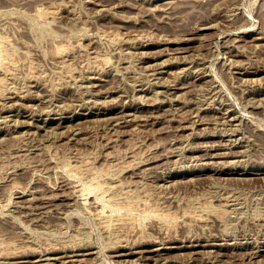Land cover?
Listing matches in <instances>:
<instances>
[{
  "label": "rangeland",
  "instance_id": "obj_1",
  "mask_svg": "<svg viewBox=\"0 0 264 264\" xmlns=\"http://www.w3.org/2000/svg\"><path fill=\"white\" fill-rule=\"evenodd\" d=\"M163 1L0 0V264H264V0Z\"/></svg>",
  "mask_w": 264,
  "mask_h": 264
},
{
  "label": "bare ground",
  "instance_id": "obj_2",
  "mask_svg": "<svg viewBox=\"0 0 264 264\" xmlns=\"http://www.w3.org/2000/svg\"><path fill=\"white\" fill-rule=\"evenodd\" d=\"M165 1H166V0H165ZM165 1H163V2H165ZM176 1H177V0H176ZM195 1H197V0H182V1L180 0L179 2L175 3V5H176V6H181V8H177L178 10H180V9H182V8H183V9H187L188 7H190L188 10H194V9L196 8ZM211 1H213V0H211ZM166 2L168 3V1H166ZM169 2H170V1H169ZM97 3H98V2H97ZM167 3H165V4H167ZM171 3H172V6H173L174 4H173L172 1H171ZM98 4H99V3H98ZM101 4H102V3H101ZM165 4H163V6H164ZM170 5H171V4H169V6H170ZM165 6H166V5H165ZM165 6H164V8H165ZM167 6H168V5H167ZM169 6H168V7H169ZM162 8H163V7H161L160 9H162ZM173 9H174V8H173ZM173 9H172V10H173ZM162 10H163V9H162ZM167 10H169V8H168ZM178 10H177V11H178ZM163 11H164V10H163ZM198 26H199V25H198ZM203 26H204V25H203ZM210 26H211V25H210ZM204 27H206V26H204ZM199 28H200V27H199ZM199 28H198V29H199ZM195 30H196V29H195ZM184 39H185V38H184ZM168 40H169V39H168ZM187 40H188V39H187ZM190 40H191V39H190ZM171 41H172V40H171ZM181 41H182V40H181ZM169 42H170V41H169ZM234 48H235V47H234ZM179 51H182V50H179ZM179 51H178V52H179ZM228 51H229V50H228ZM174 55H175V54H174ZM233 55H236V54H233ZM172 56H173V55H172ZM176 56H177V55H176ZM181 56H182V55H181ZM183 56H185V55H183ZM178 57H179V55H178ZM168 58H169V57H168ZM171 58H172V57H171ZM176 58H177V57H176ZM172 59H174V57H173ZM183 59H184V57H183ZM186 59H187V55H186ZM190 59H191V58H190ZM165 60H166V59H165ZM179 60H180V59H179ZM191 60H192V59H191ZM198 60H199V59H198ZM166 61H168V60H166ZM170 61L173 62L174 60H170ZM170 61H168V62H170ZM176 61H178V59L175 60L174 62H176ZM184 61H185V60H184ZM193 61L195 62V60H193ZM199 61H201V60H199ZM199 61H198V62H199ZM190 62H191V61H190ZM190 62H189V63H190ZM201 62H202V61H201ZM162 63L164 64L165 62L162 61ZM176 63H178V62H176ZM182 64H183V63H182ZM197 64H198V63H197ZM261 64H262V63H261ZM261 64H260V65H261ZM160 65H161V64H160ZM166 65H167V64H166ZM168 65H169V63H168ZM201 65H202V64H201ZM243 65H244V64H243ZM249 65H250V64H249ZM249 65H247V66H249ZM198 66H199V65H198ZM263 66H264V65H263ZM201 67H202V66H201ZM243 67H244V66H243ZM245 67H246V66H245ZM254 67H255V66H254ZM247 68H248V67H247ZM249 68H250V66H249ZM257 68H259V67H257ZM257 68H256V69H257ZM254 69H255V68H254ZM152 70H153V69H152ZM198 70H199V69H198ZM246 70H248V69H246ZM261 70H262V69H261ZM251 71H252V70H251ZM253 71H254V70H253ZM263 74H264V73H263ZM263 74H262V76L259 75V78H260V76L263 77ZM85 77H86V76H85ZM81 78L83 79V77H81ZM256 78H257V77H256ZM259 78H257V79H259ZM84 79H85V78H84ZM84 79H83V80H84ZM86 79H87V78H86ZM86 79H85V80H86ZM257 79H255V80H257ZM83 80H82V81H83ZM259 80H260V79H259ZM89 81H90V80H89ZM89 81H87V82H89ZM92 82H93V81H92ZM92 82H91V84H92ZM258 82H259V81H258ZM262 82H263V81H262ZM262 82L259 83L261 86H262V84H263ZM261 83H262V84H261ZM91 86H92V85H91ZM93 86H94V85H93ZM181 86H184V85H181ZM170 87H171V86H170ZM185 87H186V86H185ZM90 88H92V87H90ZM181 88H182V87H181ZM97 89H98V88H97ZM167 89H168V88H167ZM99 90H100V89H99ZM105 90H107V89H104V91H105ZM110 90H112V89H110ZM144 90H145V89H144ZM102 91H103V90H102ZM104 91H103V92H104ZM112 91H113V90H112ZM95 92H97V91H95ZM98 92H100V91H98ZM109 92H110V91H109ZM113 92H114V91H113ZM16 95H17V94H16ZM172 95H173V94H172ZM174 95H175V94H174ZM24 96H25V95H24ZM26 97H27V96H25V98H26ZM170 97H172V96H170ZM15 98H16V97H15ZM30 98H31V96H30ZM33 98H34V97H33ZM33 98H32V99H33ZM14 100H15V99H14ZM260 100H261V98H260ZM263 100H264V99H263ZM7 101H8V100H7ZM16 101H17V99H16ZM11 102H12V101H11ZM14 103H15V102H13V104H14ZM17 104H19V103H17ZM11 105H12V104H11ZM20 105H22V103H21ZM22 106H23V105H22ZM27 106H28V105H27ZM20 107H21V106H20ZM25 107H26V106H25ZM11 108H13V107H11ZM16 108H17V107H16ZM22 108H23V107H22ZM18 109L20 110V108H18ZM23 109H24V108H23ZM6 110H7V109H6ZM166 110H167V109H166ZM23 113H24V112H23ZM141 113H142V112H141ZM47 114H48V113H47ZM143 114H144V113H143ZM197 114H198V113H197ZM18 115H19V113H18ZM48 115H49V114H48ZM137 115H140V114H137ZM141 115H142V114H141ZM141 115H140V116H141ZM145 115H146V113H145ZM152 115H154V114H152ZM195 115H196V114H195ZM199 115H200V114H199ZM199 115H198V116H199ZM46 116H47V115H46ZM115 116H116V115H115ZM115 116H114V117H115ZM117 116H118V115H117ZM134 116H135V114H134ZM140 116H139V117H140ZM142 116H144V115H142ZM142 116H141V117H142ZM108 117H111V116H107V119H108ZM131 117H132V116H131ZM137 117H138V116H136V118H137ZM196 117H197V116H196ZM200 117H202V116H200ZM96 118H97V117H96ZM104 118H105V117H104ZM115 118H116V117H115ZM115 118H114V119H115ZM133 118L135 119V117H133ZM133 118H132V119H133ZM13 119H14V117H13ZM17 119H18V118H17ZM68 119H69V118H68ZM101 119H102V118H101ZM107 119H105V120H107ZM114 119L112 118V121H113ZM130 119H131V118H130ZM132 119H131V120H132ZM138 119H140V118H138ZM141 119H142V118H141ZM14 120H15V119H14ZM14 120H13V121H14ZM18 120H19V119H18ZM97 120H98V118H97ZM99 120H100V119H99ZM117 120H119V119H117ZM196 120H197V119H196ZM205 120H206V118H205ZM11 121H12V120H11ZM16 121H17V120H16ZM21 121H23V120H21ZM45 121H46V120H45ZM45 121H44V122H45ZM112 121H110V122H112ZM191 121H192V120H191ZM199 121H200V119H199ZM14 122H15V121H14ZM14 122H13V123H14ZM24 122H26V121H24ZM122 122H123V121H122ZM126 122H127V121H126ZM195 122H197V121H195ZM200 122H202V121H200ZM16 123H18V122H16ZM16 123H15V124H16ZM19 123L21 124V123H23V122H20V120H19ZM28 123H29V122H28ZM112 123H113V122H112ZM189 123H190V121H189ZM8 124H9V123H8ZM23 124H24V123H23ZM109 124H111V123H109ZM18 125H19V124H18ZM24 125H26V124H24ZM29 125H30V124H29ZM45 125H46V124H45ZM71 125H72V124H70V126H71ZM116 125H117V124H116ZM21 126H22V124H21ZM38 126H39V125H38ZM40 126H41V125H40ZM42 126H43V125H42ZM70 126H69V127H70ZM72 126H73V125H72ZM117 126H118V125H117ZM183 126H184V125H183ZM50 127H51V126H50ZM191 127H192V126H191ZM191 127H190V128H191ZM40 128H41V127H40ZM75 128H76V127H75ZM80 128H81V126H80ZM82 128H83V127H82ZM51 129H52V128H51ZM70 129H71V128H70ZM73 129H74V128H73ZM78 129H79V128H78ZM192 129H194V128H192ZM232 129H233V128H232ZM74 130H75V129H74ZM233 130H235V129H233ZM69 132H71V131H69ZM72 132H73V131H72ZM232 132H233V131H232ZM238 134H239V133H238ZM236 137H237V136H236ZM237 138H238V137H237ZM233 139H234V138H233ZM236 140H237V139H236ZM238 140H239V139H238ZM220 142H221V141H220ZM230 142H231V141H230ZM211 143H213V142H211ZM224 143H226V142H224ZM231 143H232V142H231ZM240 143L243 144L242 142H240ZM217 144H218V143H217ZM221 144H222V143H221ZM229 144H230V143H229ZM214 145H216V144H214ZM220 146H221V145H220ZM223 146H224V145H223ZM241 146H242V145H241ZM243 146H244V145H243ZM208 147H210V146H208ZM211 147H212V146H211ZM216 147H217V146H216ZM225 147H226V146H225ZM197 148H198V147H197ZM205 148H206V147H205ZM212 148H213V147H212ZM214 148H215V147H214ZM229 148H231V147H229ZM199 149H200V145H199ZM215 149H217V148H215ZM231 149H232V148H231ZM231 149H230V151H231ZM166 150H167V149H166ZM194 150H195V149H194ZM203 150H204V148H203ZM238 150H239V152H240V149H238ZM170 151H172V150H170ZM190 151H191V150H190ZM206 151H207V150H206ZM168 152H169V151H168ZM207 152H208V151H207ZM228 152H229V151H228ZM236 152L238 153V151H236ZM236 152H233V153H236ZM205 153H206V152H205ZM226 153H227V152H226ZM240 153H241V152H240ZM242 153H244V152H242ZM170 154H172V153H170ZM207 154L209 155L210 152L207 153ZM207 154H205V155H207ZM216 154H217V153H216ZM219 154H220V152H219ZM224 154H225V152H224ZM164 155H165V154H164ZM164 155H163V156H164ZM167 155H169V154H167ZM167 155H166V156H167ZM205 155H204V156H205ZM221 155H222V154H221ZM221 155H220V156H221ZM227 155H228V154H227ZM229 155H230V153H229ZM237 155H238V154H237ZM237 155H236V156H237ZM241 155L243 156V154H241ZM213 156H216V155H213ZM236 156H235V157H236ZM221 157H222V156H221ZM224 157H226V156H224ZM198 158H199V157H198ZM209 158H210V157H209ZM224 159H226V158H224ZM230 159H231V158H230ZM230 159H229V160H230ZM145 160H146V159H145ZM153 160H155V159H153ZM229 160H228V161H229ZM237 160H238V159H237ZM239 161H240V160H239ZM239 161H238V162H239ZM142 162H144V161H142ZM147 162H148V161H147ZM218 162H222L221 164H223V162L225 163V161H217V163H218ZM231 162L233 163L234 160L231 161ZM262 162L264 163V160H263ZM206 163L208 164V162H206ZM211 163H212V162H211ZM226 163H227V161H226ZM235 163H236V161H235L233 164H235ZM200 164H201V163H200ZM200 164H199V165H200ZM221 164H220V165H221ZM229 164H231V163H229ZM229 164H227V165H229ZM245 164H246V163H245ZM245 164H244V165H245ZM259 164H260V163H259ZM261 164H262V163H261ZM261 164H260V165H261ZM213 165H214V163H213ZM241 165H242V164H241ZM241 165H240V166H241ZM200 166H201V165H200ZM205 166H206V165H205ZM222 166H223V165H222ZM229 166H230V165H229ZM232 166H233V165H232ZM246 166H247V165H246ZM135 167H136V166H135ZM190 167H191V166H190ZM198 167H199V166H198ZM219 167H220V166H219ZM234 167H235V166H234ZM258 167H259V166H258ZM132 168H133V167H131V169H132ZM236 168H237V167H236ZM241 168H242V167H241ZM251 168H252V167H251ZM209 169H210V168H209ZM214 169H215V168H214ZM216 169H218V168L216 167ZM228 169H229V168H228ZM244 169H245V168H244ZM259 169H261V168H259ZM263 169H264V168H263ZM191 170H192V169H191ZM220 170H221V168H220ZM225 170H226V169H225ZM256 170H257V169H256ZM128 171H129V169H128ZM205 171H206V170H205ZM234 171H235V170H234ZM249 171H250V170H249ZM212 172H213V171H212ZM215 172H216V170H215ZM228 172H229V171H228ZM240 172H241V171H240ZM256 172H259V171H256ZM263 172H264V170H263ZM132 173H133V172H132ZM134 173L137 174L136 172H134ZM134 173H133V174H134ZM179 173H180V172H179ZM184 173H185V172H184ZM199 173H200V172H199ZM177 174H178V173H177ZM188 174H189V173H188ZM195 174H196V173H195ZM161 175H162V174H161ZM185 175H186V173H185ZM208 175H209V174H208ZM132 176H133V175H132ZM181 176H182V175H181ZM183 176H184V175H183ZM159 177H161V176H159ZM159 177H157V178H159ZM165 177H166V176H165ZM214 177L216 178V177H217V174H216V176H214ZM232 177H233V176H232ZM243 177H244V175H243ZM243 177H242V178H243ZM219 178H220V177H219ZM226 178H227V177H226ZM234 178H235V177H234ZM240 178H241V177H240ZM255 178H256V177H255ZM258 178H259V177H258ZM190 179H191V178H190ZM195 179H196V177L194 178V180H195ZM216 179H218V177H217ZM229 179L231 180L230 177H229ZM236 179H238V178H236ZM244 179H245V177H244ZM227 180H228V179H227ZM240 180H241V179H240ZM240 180H239V181H240ZM118 181H119V180H118ZM196 181H197V180H196ZM196 181H195V182H196ZM245 181H248V180H245ZM228 182H229V180H228ZM242 182H244V181H242ZM242 182H241V183H242ZM230 183H231V182H230ZM238 183H239V182H238ZM244 183H245V182H244ZM22 188H24V187H22ZM25 189H26V188H25ZM27 189H28V188H27ZM21 191H22V190H21ZM24 191H25V190H24ZM28 191H29V190H28ZM225 191H226V189H225ZM227 192H228V191H227ZM64 194H65V193H64ZM75 194H76V193H75ZM230 194H231V193H230ZM230 194H229V195H230ZM232 195H233V194H232ZM66 196H67V195H66ZM78 196H79V194H78ZM221 196H222V195H221ZM230 196H231V195H230ZM72 197H73V196H72ZM43 198H44V197H43ZM76 198L78 199V197H76ZM231 198H232V197H231ZM72 199H73V198H72ZM74 199H75V198H74ZM220 199H221V197H220ZM232 199H233V198H232ZM28 200H29V199H28ZM233 200H234V199H233ZM225 201H226V199H225ZM227 201H228V200H227ZM220 203H221V202H220ZM217 205H218V204H217ZM217 205H216V206H217ZM221 205H222V204H221ZM221 205H220V206H221ZM224 205H225V204H224ZM218 206H219V205H218ZM218 206H217V207H218ZM221 210H223V209H221ZM224 210H225V209H224ZM224 212H225V211H224ZM215 215H217V213H216ZM211 216H212V215H211ZM206 217H208V216H206ZM203 218H204V217H203ZM214 218H215V216H214ZM207 219H208V218H207ZM216 219H217V218H216ZM0 220H1V219H0ZM214 220H215V219H214ZM214 222H215V221H214ZM206 223H207V222H206ZM211 223H212V222H211ZM215 223H216V222H215ZM215 225H216V224H215ZM0 226L3 227L4 224H1V223H0ZM210 231H212V230H210ZM167 234H168V233H167ZM248 234H249V233H248ZM165 236H166V234H165ZM170 236H171V234H170ZM161 237H162V236H161ZM172 237H173V236H172ZM172 237H170L169 239H172ZM192 237H194V236H192ZM195 237H196V236H195ZM198 237H199V236H198ZM214 238H215V237H214ZM164 239H165V238H164ZM176 239H178V238H176ZM192 239H194V238H192ZM199 239H200V238H199ZM201 239H202V238H201ZM203 239H204V238H203ZM162 240H163V239H162ZM166 240H167V239H166ZM205 240H206V239H205ZM171 241H172V240H171ZM153 242H154V241H153ZM159 242H160V240H159ZM162 242H163V241H162ZM263 242H264V241H263ZM169 243H170V242H169ZM136 244H137V243H136ZM134 245H135V244H134ZM206 245H207V243H206ZM116 246H117V245H116ZM185 246H186V245H185ZM189 246H190V245H189ZM189 246L187 245V247H189ZM194 246H195V245H194ZM198 246H199V245H198ZM111 247H112V246H111ZM117 247H118V246H117ZM190 247H191V246H190ZM91 248H92V247H91ZM115 248H116V247H115ZM163 248H164V247H163ZM179 248H180V247H179ZM160 249H161V248H160ZM177 249H178V248H177ZM187 249H188V248H187ZM10 250H11V249H10ZM10 250H9V251H10ZM12 250H13V249H12ZM48 250H49V249H48ZM70 250H71V249H70ZM195 250L198 251L197 249H195ZM1 251H2V250H1ZM5 251H6V250H5ZM7 251H8V250H7ZM21 251H22V250H21ZM23 251H24V250H23ZM23 251H22V252H23ZM26 251H27V250H26ZM44 251H45V250H44ZM50 251H52V250H50ZM116 251H117V250H116ZM191 251H192V250H191ZM196 251H194V252H196ZM200 251H201V250H200ZM41 252H42V251H41ZM192 252H193V251H192ZM194 252H193V253H194ZM209 252H211V250H210ZM253 252H254V251H253ZM4 253H5V252H4ZM7 253L10 255L11 252H10V253L7 252ZM7 253H6V254H7ZM18 253H19V252H18ZM39 253H40V252H39ZM42 253H43V252H42ZM87 253H88V252H87ZM87 253H86V254H87ZM89 253H90V252H89ZM89 253H88V254H89ZM141 253H142V252H141ZM149 253H150V252H149ZM248 253H249V252H248ZM254 253H255V252H254ZM8 254H7V255H8ZM13 254H14V253H13ZM34 254H35V253H34ZM36 254H37V253H36ZM77 254H78V253H77ZM79 254H84V253H79ZM158 254H159V253H158ZM197 254H198V253H197ZM240 254H242V253H240ZM16 255H17V252H16ZM23 255H24V252H23ZM26 255H27V253H26ZM40 255H41V254H40ZM43 255H44V254H43ZM190 255H191V254H190ZM194 255H195V254H194ZM18 256H20V255L18 254ZM187 256H188V255H187ZM1 257L4 258V256H1ZM9 257H10V256H9ZM16 257H17V256H16ZM38 257H39V256H38ZM143 257H144V256H143ZM189 257H190V256H189ZM191 257H192V256H191ZM5 258H6V257H5ZM50 258H52V257H50ZM7 259H8V258H7ZM32 259H33V258H32ZM47 259H48V256H47ZM30 260H31V259H30ZM38 260H39V259H38ZM40 260H41V257H40ZM82 260H83V259H82ZM82 260H81V261H82ZM122 260H123V259H122ZM9 261H10V260H9ZM28 261H29V260H28ZM32 261H33V260H32ZM79 261H80V260H79ZM120 261H121V260H120ZM1 262H3V261H1ZM6 262H8V260H7ZM20 262H21V261H20ZM48 262H49V261H48ZM123 262H124V261H123ZM4 263H5V262H4ZM10 263H11V261H10ZM13 263H14V262H13ZM15 263H16V262H15ZM46 263H47V262H46ZM86 263H87V262H86ZM47 264H48V263H47Z\"/></svg>",
  "mask_w": 264,
  "mask_h": 264
}]
</instances>
